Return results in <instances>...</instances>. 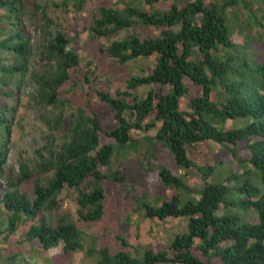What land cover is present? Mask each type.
<instances>
[{
	"label": "trees",
	"instance_id": "1",
	"mask_svg": "<svg viewBox=\"0 0 264 264\" xmlns=\"http://www.w3.org/2000/svg\"><path fill=\"white\" fill-rule=\"evenodd\" d=\"M141 1L153 7L175 0ZM84 2L64 0L63 5L68 7L72 3L81 11ZM241 3L249 19L258 25L253 6L245 0L209 5L205 0H184L174 2L167 12L153 15L134 7L124 9L122 14L101 7L91 29L97 39L113 38L135 25L160 30L157 38L140 40L130 36L113 42L105 51L107 56L119 65L153 58L156 67L150 75L128 81L114 97L97 92L100 101L113 111L118 126L103 132L94 115L86 117L81 113L73 119L67 140L44 167V172L53 170V177L45 186L38 184L30 198L18 189L30 176L23 174L16 182L6 169L17 113L8 108L7 102L14 101L12 81L27 73L31 55L30 41L19 29L25 4L22 0H0V264H49L41 259L34 243L43 252L62 245L64 253L82 249L83 234L74 223L62 220L52 225L42 214L58 208V196L63 191L77 190L79 219L85 223L103 219L107 196L102 170L111 166L115 151L112 145H102L101 134L128 151L136 145L134 153H138L139 140L132 133L148 132L160 123L156 141L168 148L182 172L193 166L188 148L211 142L235 157L236 146L247 143L251 152L249 163L259 173L264 187V65L253 55L249 57L247 48L232 43L227 18V10ZM43 18L53 23L44 15ZM69 46L70 41L58 32L50 36L44 48L43 56L56 65L50 76L38 78L39 96L48 106L58 102L59 90L80 66L78 56ZM185 80L200 90V95L190 100L186 112L181 110V100L189 95ZM150 85L161 90L150 91L140 99L138 90ZM163 88L171 93L165 94ZM230 122L242 125L227 130ZM157 177L165 187L183 195L174 194L170 202L155 207L143 204L145 216L159 223L186 219L185 233L176 236L166 251L147 250L142 257L126 251L113 255L108 248L91 249L88 254L97 255L96 264H264V195L255 200L258 189L247 183L237 190L249 199L240 204L255 210L259 219L258 225H239L233 216L217 215L222 208L236 206L228 202L229 189L225 184L205 183L202 189L194 190L161 167ZM109 178L118 183L125 181L118 173ZM28 226L21 240L14 242L12 238ZM25 245H30L29 250Z\"/></svg>",
	"mask_w": 264,
	"mask_h": 264
},
{
	"label": "rangeland",
	"instance_id": "2",
	"mask_svg": "<svg viewBox=\"0 0 264 264\" xmlns=\"http://www.w3.org/2000/svg\"><path fill=\"white\" fill-rule=\"evenodd\" d=\"M22 1L25 8L19 29L30 41L31 55L27 73L12 81L14 101L7 102L8 108L16 109L17 113L13 121L6 169L16 182L23 174L30 176L18 189L32 198L35 187L38 184L45 186L53 177V170L44 172V167L67 140L73 119H78L81 113L86 117L94 115L103 132H110L118 126L113 111L100 101L97 92L109 93L114 97L118 91L125 89L128 81L148 76L156 67L153 58L136 59L126 65H119L105 51L113 42L130 36H137L140 40L157 38L160 30L135 25L113 38L97 39L91 34V29L99 16V9L105 6L122 14L124 9L134 7L153 15L167 12L174 2L177 4L184 0L161 2L153 7L146 6L141 0H85L81 11H77L72 3L65 7L64 0ZM222 1L205 0L207 5ZM245 1L253 6L259 24L256 25L249 19V13L242 3L229 8L227 18L232 30L231 40L235 46L247 48V55H253L258 63L264 65V0ZM43 15L53 23H48ZM58 32L70 41L69 49L78 56L80 66L70 73V81L59 90L58 102L48 106L39 96L41 87L38 78H47L56 70V65L47 60L43 53L50 36ZM184 85L189 89V95L181 100V110L186 112L190 109V100L198 97L200 90L188 80L184 81ZM160 90L161 88L150 85L140 88L137 94L141 99L150 91ZM162 91L165 94L171 93L168 88H163ZM216 94L219 95V89ZM59 118L61 123L57 125ZM241 125L239 122H230L226 129ZM155 127L148 132L132 133L139 140L138 153H134L136 145L128 148H131L130 152L101 134L102 145H112L115 151L111 166L102 170L106 177L103 188L107 196L104 217L97 223L82 222L78 216L79 191H63L58 196V208L45 212L42 218L52 225L60 224L62 220L74 223L83 234L82 249L64 253L62 245L43 252L34 243L42 260L49 264H96L97 255L88 254L91 249L99 251L108 248L113 255L126 251L134 257H142L147 250L166 251L176 236L185 233L187 220L159 223L146 218L143 204L155 207L163 202H170L174 194L183 195V192L167 188L159 181L157 169L160 167L186 181L194 190L202 189L205 183L225 184L229 189L227 200L236 206L222 208L217 215L233 216L239 225H258L255 210L245 209L240 204L242 200H249L248 197L237 192L250 183L259 190L255 200L264 195L259 173L249 163L251 152L247 149V143L236 146L235 157L211 142L188 148L193 166L182 172L176 167L168 148L156 141L160 123H156ZM184 172L189 175L185 176ZM113 173L124 176L125 181H112L109 175ZM230 178L232 179L226 182ZM28 229L29 226L22 228L12 238L13 241H20L22 234ZM119 240L126 245L123 246ZM29 246L24 247L29 250Z\"/></svg>",
	"mask_w": 264,
	"mask_h": 264
}]
</instances>
